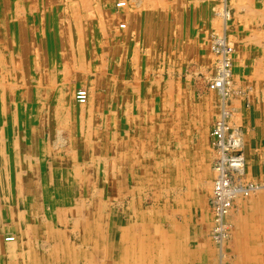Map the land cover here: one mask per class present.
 Listing matches in <instances>:
<instances>
[{"label": "bare ground", "instance_id": "1", "mask_svg": "<svg viewBox=\"0 0 264 264\" xmlns=\"http://www.w3.org/2000/svg\"><path fill=\"white\" fill-rule=\"evenodd\" d=\"M121 1L116 9L123 14L109 18L113 23L122 17L125 24L110 25L112 38L108 33L98 38L95 31L102 32L105 23L99 25L98 18L92 23L87 14L91 0H0V46H7L0 47V124L18 128L20 139L9 136L21 141L23 152L6 164L12 206L4 217L14 224L18 242L10 246L15 239L9 245L7 230H0V252L11 255L0 264H264V180L257 184L246 174L239 126L242 108L254 107L257 117L264 116V32L260 35L257 28L264 26V0H235L245 15L232 16L230 24H240L229 34L230 5L221 0L215 17L224 29L217 31L214 19V33L203 34L197 46L209 64V95L197 106L176 94L173 78L160 83L163 79L154 71L158 43L173 38L168 63L175 65L181 57L183 20L172 19L176 11L183 15L184 5L177 8V0ZM79 17L85 20L83 27ZM241 21L243 27L252 22L255 29L245 34ZM168 25L170 32L162 37L161 28ZM247 45L253 54L245 51ZM76 80L87 88L83 103L73 99ZM7 89L16 92L11 107L3 99ZM97 91L104 100L97 99ZM196 107L201 109L193 117ZM41 117L49 137L39 140ZM209 119L211 166L199 172L203 176L197 174L204 178L200 182L187 169L186 137L189 128L200 131ZM232 145L240 153L237 158L224 152ZM49 156L60 166L57 192L55 187L48 191V180L35 172ZM176 188L182 197L174 201ZM204 192L209 194L208 213L202 217L208 242L192 250L186 223L183 227L172 218L178 203L200 202ZM112 211H121L126 220L119 229L116 260L107 239L101 249L96 245L113 227Z\"/></svg>", "mask_w": 264, "mask_h": 264}, {"label": "rangeland", "instance_id": "2", "mask_svg": "<svg viewBox=\"0 0 264 264\" xmlns=\"http://www.w3.org/2000/svg\"><path fill=\"white\" fill-rule=\"evenodd\" d=\"M197 1L198 0H177L176 1V7L177 8L180 4L184 5L182 8V10L184 11L183 15L180 16L178 11H176V14L174 16L175 20H174V18L172 19V21H174V22L179 21V19L183 20L181 25L179 23V26H182L181 29H183V31H184V37H182L181 42H179L180 46L183 49L181 57H176L174 59L175 65H171L170 63H168V61H169L168 56H170L172 54V53H170V51L168 49V47H169L168 44L170 42V44L172 45L173 40H174L173 38H171L170 40L167 39L166 43L162 42V43L157 44V46L155 48L158 49V53L154 55L156 57V59L153 60V61H155L154 62V71H156V72L158 71L159 76L163 79V81L160 80V83H163L168 77L173 78L176 81L175 82L176 83V94L178 96L181 95L185 99H188V101L192 102L196 106H197V103L200 102L201 98L207 97L209 95V92H207L208 90L206 89L207 88L206 80L209 76V75L207 76V74L209 73V64H205L203 62V59H201L200 52L197 49L198 43L201 41L203 34H204V38H205L206 36L209 37V35L211 33H214V31H215L214 23H216V22L218 23V28H217L218 30L217 31L221 32V30L224 29V27L221 26V21H218L217 17H215V15H216L215 13L221 10V7H222L221 0H219V1L218 0H211V1L210 0H202V2H201V0H199L201 3H199V1L198 2ZM227 1H228V4L230 5V8L228 6V8H229L228 10L230 13L229 19H228V20H230V21H228V25H229L228 26V31H229L228 34H229L230 32L234 31V29H236V28L239 29V24H240L239 21H236V19H235V21H236L235 25H234L235 27L233 25H231L230 23L232 22L231 20L233 19L232 16L236 15V16L242 17L243 15H245V12L243 10H241V11L239 10L240 8L237 6L235 0H227ZM115 2H116V0H97V2H94L93 0H91V2H90L91 4L89 3V8L91 11L88 10L89 9L88 8L87 14L89 16H91V15L93 16L92 23L96 24V21L101 20V22H98L99 25L101 24L102 27H103V23H105L107 25V26H105V24H104L103 30L100 29L102 32H100L98 30H97L98 32L95 31V34H94L95 37L100 38L101 36H103L102 34L108 33L107 35H111V38H112L114 32L111 29H109L110 25H112L114 27H119V26H122L125 24L122 17H116L115 22H113V23L110 22L109 16H111V15L116 16L118 14H123V11L120 12L117 9L119 7H121L124 2H122L121 0L117 1L116 3ZM234 2H235V4H233ZM193 3L196 6H194ZM92 5L94 7H92ZM236 7H238V9ZM235 9H237V10H235ZM213 10H214V12H213ZM216 10H218V11H216ZM97 18H98V20H97ZM79 19L81 21V23L79 21V24L81 27H83V25H81V24L85 20L83 19V17H79ZM214 19L216 22L213 21ZM243 20H245V19H243ZM176 23L174 25L175 28L177 27ZM217 23H216V25H217ZM158 24L159 25H157V26H159V28H160V26L162 24L161 23H158ZM241 24L243 27L244 21H241ZM251 26H252V22L248 21V24H246V26L240 30H242L245 34L250 33L251 30L255 29V28L252 29ZM257 28H259V30H258L259 32L260 31L262 33L264 32V30H263L264 26L261 28L260 27H257ZM161 29H162L161 30L162 31V37L165 36L166 32H170L169 25L167 27L163 26ZM152 30L155 31V29H152ZM261 32H260V35L262 34ZM262 35H264V33ZM262 35H261V37H264ZM50 36H51V40H53L54 44H56L55 42H58L57 36L53 33H51ZM241 37H242V33L240 32V35L237 38H241ZM162 39H166V38H162ZM261 41H262L261 46L264 48V44H263L264 38L261 39ZM237 43L241 44L239 42H237ZM176 45L177 44H175V47H176ZM0 47H2V50H7L6 44L1 45ZM250 47H248V45H247V50H245V51L246 52L248 51L247 53L253 54V51L251 52V50H254V49H252V46H250ZM175 55H177V54L175 53ZM248 58L251 59L252 55L248 54ZM73 85H74L73 91H72L73 92L72 93L73 99H74V96H76L78 93L86 94L87 88H86L85 84H82L81 82L76 80L75 83L73 82ZM161 87H162V85H161ZM7 90L5 92L6 96H3V99H6V106L9 107V106L13 105V103H16V101H14L16 99V95H14L16 92H13L10 89L8 91ZM94 94L100 95V97L97 98L100 101L105 99L102 97V96H104L103 92L97 91V92H94ZM198 109H201V108L196 107V109H195L196 113L194 114L193 117L198 115V112H197ZM41 116H44V114H42ZM193 117L191 116L192 120H194ZM211 123H212V120L210 121V119H209L208 122H206V124L203 125V127L201 128L200 131H198V128H196V127H195L196 129H193L192 127L189 128L190 129L189 134H188V137H186V139L188 141V144L186 145V147L188 149L187 157H188V161L190 164V165L188 164V166L190 168H187V169L190 170V173L193 170L194 175L196 174L195 177L197 179L199 178L198 175H202V174L204 175V173H202V174L199 173L200 171H202L203 168L205 169L206 167L209 168V166H211V164H209V163H211V157H209L210 153H209V150H207V149H209L208 148V132H209V128L211 126ZM39 126H41L43 128L44 122L41 121V124H39ZM235 126H238V125L236 124ZM0 127H1L0 128V131H1L0 137L3 139V142L1 144L3 145V148H4L3 151H0V153L2 154V155L0 154V162L2 164H4L3 166H0V188H1L0 189V194H1L0 195V230H3V231L7 230L5 232V237H4L5 239L4 238L3 239L6 241L10 240V241H7L8 244L11 242L12 239H15V241L11 242V245L9 244L10 246H12L16 242H18V232H16V230H14V228L12 227L14 224H11V222L8 221V219L5 220L6 218L4 217L5 213H8L9 212L8 210L12 206V197L10 195V191H9L10 189H8V185H7V182H8L7 176H8L9 170H8V165H6V164L8 163V160L11 157H13V154H17V158H18V156L20 157V155L23 152L21 150V147L19 148V146H18L19 144H21V141L19 140L20 139V137H19L20 131L18 130V128L14 124H10V125L0 124ZM41 130L43 132V129H41ZM9 134H13L15 138L18 137L19 139H16V141H15L14 137L11 139ZM6 140H8L10 143L7 142ZM14 145H15V147H14ZM11 147H13V148H11ZM12 150H14V151H12ZM189 157L191 159H189ZM42 163H43V165H40L38 167L36 166V168H35L36 169L35 172L37 174V177L38 176H45V178L48 180L47 181L48 187L50 188L48 191L52 190L55 187L56 189L55 188L54 189L57 192V186L56 185L58 184V181H57L56 174L58 173L57 170L60 168V166L58 164H54V161L51 159L50 156L44 158L42 160ZM2 167H4V169H2ZM3 171H5V172H3ZM189 175H190L189 178L191 179L192 176H191V174H189ZM199 179H200V182L204 180V178H203V180L201 178H199ZM17 182L20 184L22 183L21 181H17ZM256 183L258 184L259 181H257ZM36 184H38V181L36 182ZM72 189H73V195H74L72 198L76 199L77 198V195H76L77 186H73ZM177 189H179V188H176L175 189L176 192L172 194L173 195L172 199L174 201L175 200H181L180 198L182 197V192L181 191L179 192V190H177ZM149 193L150 192L147 193V196H149ZM208 195L209 194H207V192H204L203 196H201L200 202L195 201V198H193L194 201H192V205H190V204L183 205L182 203H178L177 207H176L177 213H175V215L172 218L173 221H175L177 224H179V223L182 224L183 227L185 226L184 224L186 223L187 229H185V232H187V230L191 232V229L196 228V229H198V231H201V232L204 230L205 231L204 234H206L207 230H208V226H207L208 224L205 222V219L202 217L208 213L207 212L208 210L206 207V201H205L207 199ZM23 198H24V196L22 194H20V196L18 198V203L20 206V212H21L22 207H23V201H24ZM57 198H58V196L57 197L55 196V199H57ZM187 199H189V198H187ZM4 201H6V202H4ZM159 205H160L159 208H161V202H159ZM203 207H205V208H203ZM204 212H206V213H204ZM113 215H114V211H112V214L110 216V224H113V227L111 228V230H109L107 232L105 237L103 235L99 237V240L96 242V245L99 246V248L101 249L102 244H104L103 239H107L106 243L112 249V254H111L112 256H110V257H112V259L116 260L115 258H117L116 255H117L118 245H119V229L121 227H125L124 225L126 224V220L123 217V215L121 214V211H118L116 213V215H114V216ZM175 217H177V220ZM24 222H25V220H21L19 222V224L21 227L26 228L24 226L25 225ZM23 228H22V230H23ZM109 234H110V236H109ZM55 240L56 239H54V241ZM48 242L50 243V241H48ZM21 245H22V247L26 248L25 243H22ZM120 250L118 251V253H120ZM17 253H18V251H17ZM10 257H11L10 254H8V256H6V254L4 252L3 253L0 252V261L4 260V262L5 261L8 262L9 261L8 259H10ZM17 263L18 264H24L23 261H21V260H18ZM63 263H61V264H63ZM57 264H59V263H57ZM64 264H66V263H64ZM67 264H70V263H67Z\"/></svg>", "mask_w": 264, "mask_h": 264}, {"label": "crops", "instance_id": "3", "mask_svg": "<svg viewBox=\"0 0 264 264\" xmlns=\"http://www.w3.org/2000/svg\"><path fill=\"white\" fill-rule=\"evenodd\" d=\"M262 102L264 106V100ZM41 121L44 122V127L38 126L39 132L36 136L39 140L49 137L46 131L47 122L44 118H41L38 124H41ZM239 126H241L240 129L243 136V156L246 162V174L254 181L264 180V116L257 117L254 107L248 110L242 108ZM41 129H43V132ZM30 147L28 144V148ZM28 148L26 146L24 149L29 150ZM185 235L189 248L192 250H197L199 245L205 246L208 242L204 230L201 232L193 228L191 232H185Z\"/></svg>", "mask_w": 264, "mask_h": 264}, {"label": "built area", "instance_id": "4", "mask_svg": "<svg viewBox=\"0 0 264 264\" xmlns=\"http://www.w3.org/2000/svg\"><path fill=\"white\" fill-rule=\"evenodd\" d=\"M211 87H212V86H211ZM76 99H77V101H79L80 103H83V101H84V99H85L84 93H78V94L76 95ZM212 134H213L217 139L221 137V135H220L217 131H214V130H213ZM228 145H229V144H228ZM233 147H234V145L230 146L229 148L225 149L224 152H230V151H231V155H232V157L237 158L238 156H240V155H239L240 153H239V152H236V151L234 150Z\"/></svg>", "mask_w": 264, "mask_h": 264}]
</instances>
